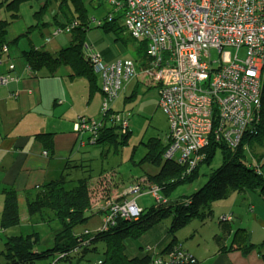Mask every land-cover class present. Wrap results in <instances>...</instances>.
<instances>
[{
	"label": "trees",
	"instance_id": "16d2710c",
	"mask_svg": "<svg viewBox=\"0 0 264 264\" xmlns=\"http://www.w3.org/2000/svg\"><path fill=\"white\" fill-rule=\"evenodd\" d=\"M2 1L6 4V10L10 11V20L0 18V63H6L7 60L8 68L12 71L16 68V58L10 54V47L17 42L19 37L11 40L8 39V28L9 24L20 16L21 4L26 0ZM48 1L51 0H47L45 6L35 12L36 16L41 18ZM107 3L109 7L104 19L105 24L103 25L102 20H98L97 27L101 28L103 25L102 27L105 31L117 33L123 27L122 25H124H118V23L123 18L122 15L125 12L121 9L117 10L110 0ZM59 13H62L66 19L65 21L57 18ZM58 14L55 22H58L61 26L55 30V33H72L71 44L56 52H51L44 47H31L23 50L22 57L25 58L28 69L34 72L46 70L53 75L59 67H69L72 71L71 77H84L87 79L89 92L92 95L97 86V71L95 63L84 54V47H91V49L101 56L105 64L116 63V61L122 58L107 62V59L104 58L103 54L94 44L88 41V33L91 30V19L88 17L87 9L82 5L81 0L61 1ZM39 23L46 24L44 21ZM26 35H28V32ZM49 39L50 37L46 40L48 41ZM133 40L135 39L133 38ZM135 52L134 60L136 61L137 68L144 70L149 67L151 57L148 52L147 42L140 41ZM118 54H120L119 50L116 58ZM7 75L19 77L8 73L6 75L2 74L0 78ZM121 92H123V89ZM105 98L104 94L103 104ZM115 100L113 99L111 102L112 107L110 106L106 111L102 110L100 112L99 119H93L95 121L99 120L101 123L95 129V132H91V135H98L97 145H106L108 143L113 146L115 143L118 146H125L129 142L132 131L123 128V125H119V129L112 125L113 116L119 113L113 107ZM257 113L259 115L258 121L248 129L239 146L231 147L224 141L216 142L214 140L203 150L204 159L198 161V165L194 168H189L185 164L178 165L170 160H164L163 151L165 145L162 143V139L150 138L146 143L148 152L144 156V161L151 162L159 167L157 173L147 175L148 181L150 180L152 183H155L162 192V194L158 192L160 199L156 198L157 204H155V207L150 212L143 209V212L138 217L128 219L118 214L115 215L116 217L114 216L115 218L110 219L109 222L107 220L108 223L106 219L112 212L104 208L103 211H100L104 214L103 225L98 230H90L87 235L83 232L80 234L79 229L92 216V213L89 212V210H92L89 208L91 207L89 206L90 186L86 181H81L85 178H81L78 180L77 186L66 189V175L69 174L68 169L71 168V165L68 164L66 166V173L64 172L59 179L42 185L39 194L33 200L28 201L30 215L39 214L43 216L45 210H51L56 214V219L60 222V228L54 231V240L48 242L46 247H41L43 238L39 231H33L27 235L8 236L3 250L0 251V264H42V261H46L55 252L66 253L64 257L66 258L71 251H94L97 249L98 243L102 244L104 251V259L99 264H156L155 262L158 259L162 260V264H169L172 255L176 252H184L186 256L183 260H178L171 264H202L194 254L182 248L181 240L175 235L176 230L184 227L194 218H200L202 221H205L214 212V202L227 199L234 193L258 192L264 199V175L261 171L262 167L255 165L254 161L248 159L247 154L243 151V144L246 142L244 139L248 140L247 142L254 141V144L264 145V69L262 104ZM88 120L91 119L87 118V122ZM44 135L42 133L39 134V136ZM217 146H221L222 149L221 166L212 170L203 185L198 186L189 194L173 198V192L179 187L184 185L191 186L198 181L201 176V165H210L212 163ZM253 153L254 155L257 154L256 152ZM4 195L0 228L7 229L19 225L21 215L17 191L13 188L5 189ZM123 200L124 197L120 200L118 198L115 199L117 203H122ZM72 204L77 205L72 206ZM165 207L172 210L173 213V223L170 228L172 240L161 244V251L155 247H149L152 253L146 252L140 255L129 256L126 252L128 243L126 239L136 238L155 225L162 218ZM46 222L50 223L51 221ZM80 238L84 239V243L77 245L81 241ZM220 239L222 237H218V240ZM86 240L87 242H85ZM51 242H53L52 245H50ZM231 243L232 245L237 244L238 248L243 252L258 247L251 242L248 232L246 233L242 229H237ZM78 246L81 247L78 249ZM259 246L263 248L264 242ZM60 249H64V251Z\"/></svg>",
	"mask_w": 264,
	"mask_h": 264
},
{
	"label": "built area",
	"instance_id": "2783aa9c",
	"mask_svg": "<svg viewBox=\"0 0 264 264\" xmlns=\"http://www.w3.org/2000/svg\"><path fill=\"white\" fill-rule=\"evenodd\" d=\"M121 9L127 32L146 41L151 64L144 73L160 84V107L169 119V144L164 157L189 168L204 159L203 150L214 140L236 147L259 119L264 69V0H110ZM111 18V17H110ZM246 49L245 59L239 57ZM217 49L216 65L209 51ZM84 54L102 74L106 98L103 110L112 107L123 87L122 80L137 76L133 58L105 64L91 47ZM2 76L3 83L18 80ZM114 121L129 123L116 113ZM99 120H77V132L91 135ZM140 188L135 189L138 192ZM157 196V190L154 191ZM115 203L106 222L115 215L141 214L136 201ZM115 216V217H114ZM107 222V223H108ZM184 252L172 255L170 263L183 260ZM156 264H162L158 259Z\"/></svg>",
	"mask_w": 264,
	"mask_h": 264
},
{
	"label": "rangeland",
	"instance_id": "374dc122",
	"mask_svg": "<svg viewBox=\"0 0 264 264\" xmlns=\"http://www.w3.org/2000/svg\"><path fill=\"white\" fill-rule=\"evenodd\" d=\"M46 0H26L21 4L20 16L13 20L9 24L8 39L19 37L15 44V48L27 47L31 41L34 44L42 45L48 50L63 49L68 47L72 41V33L61 32L56 34L55 30L61 25L55 22V18L59 12L60 2L63 0H51L48 1L47 6L42 14L41 18L35 15V12L45 6ZM71 1V0H70ZM122 1L124 0H117ZM82 5L87 9V15L91 19V30L88 33V41L92 42L94 46L103 54L104 58L115 57L120 51V57L117 59L135 58L136 50L138 48L139 40H133V37L126 31L123 24L124 19L121 18L118 25H122L121 30L117 33L107 32L102 27L105 24V17L107 15L109 4L108 0H81ZM4 1L0 0V18L10 20V11L6 10ZM75 14V12H73ZM123 17V16H122ZM61 21L66 19L62 13L57 17ZM98 20L103 21V25L97 27ZM41 21L46 24L39 23ZM28 32V35H26ZM50 37L47 41L46 39ZM118 38V39H117ZM58 50V51H59ZM22 51V49H20ZM210 58L218 64L220 54L217 49H211L209 51ZM239 57L245 59L246 49L242 48L239 52ZM67 67V66H62ZM144 70H137V76L129 79L122 80L123 92L114 101V109L122 115V118L129 123L128 129L131 132L130 139L127 145H97L92 143L89 138V134L85 135L87 138V145L80 151L78 157H74L71 162V168L68 169L66 189H71L77 186L78 180L89 184L90 190V202L89 210L92 216L89 221L79 229L80 234L83 232L85 235L89 234L90 230L95 231L101 228L104 222V208L112 211L114 207L115 199L119 200L124 197L134 201L139 208H144L147 212L155 207L156 198L160 199L159 195H155L154 191H160V188L148 181V174H155L159 171V167L148 161H144V156L148 152V146L146 143L150 138H160L165 147L168 146L169 141V119L162 108L159 106L160 98V84L158 87L157 80L153 74H146ZM96 88L91 95L87 82V112L85 116L90 118L89 124L93 123V119L100 118V112L103 104L104 94L101 90L103 84L102 74L96 73ZM138 83V85H137ZM126 90V91H125ZM128 94V95H127ZM128 101L125 102V98ZM83 110L82 112H84ZM81 115V114H80ZM78 119V116H77ZM112 125L119 129V125H123V122H114L112 119ZM124 128V126H123ZM122 128V130H123ZM127 129V130H128ZM166 141V144H165ZM243 145V151L247 154L248 159L253 158L261 161L264 156V145L254 144V141L247 142ZM80 144V143H79ZM253 152L257 154L254 155ZM164 157V156H163ZM77 163V164H74ZM222 164V149L221 146H217L216 154L210 165L203 164L200 167L201 176L198 181L191 186H181L175 190L172 197H178L184 194L191 193L192 190L200 185H203L212 170L218 168ZM260 165L264 172V160L260 162ZM261 169V170H262ZM87 185V184H86ZM140 188L138 192L135 189ZM42 189V188H41ZM41 191V190H40ZM39 194V193H38ZM261 196L256 193L248 192L246 195H242V199L246 201L244 206H224L220 203L214 205V213L211 217L202 221L200 218H194L184 227L176 230L175 235L181 240L182 248L198 252L201 255L203 261L209 256L214 247H217L218 237H226L227 226L230 224L233 227V221L231 218H222L223 215L230 214V211H234L235 217H240L243 220L244 225L251 223L252 235L260 241L264 238V227L261 224L255 222V217L250 213V209L246 207L247 202L249 204L259 202L253 200V198H260ZM262 198V197H261ZM34 199V198H33ZM263 200V199H262ZM77 204H72L75 206ZM77 207V206H76ZM79 208V207H77ZM1 213V212H0ZM21 218L22 224L17 227H10L4 229V234L0 232V251L3 250L5 240L8 236L12 235H25L26 229L39 231L42 235L43 242L41 247H46L48 242L53 241L54 231L60 228V222L56 219V214L51 210H45L44 215L35 214L32 216L33 222L29 221L31 216L28 211V204L26 203V197L23 196L21 200ZM239 213L242 216H239ZM256 219H260L263 216L256 212ZM227 219V220H226ZM38 221V224L36 221ZM238 223V220L235 219ZM46 221H51L46 222ZM173 223V213L169 208L164 209L162 218L147 231L143 232L136 238H127V254L129 256H135L144 254L146 252L152 253L149 247L162 250L161 244L170 242L172 235L170 228ZM78 231V232H79ZM88 232V233H87ZM79 243H84V239L80 238ZM253 240V239H252ZM87 242V240L85 241ZM51 242L50 245H52ZM215 244V245H214ZM81 246H78V249ZM165 247V246H164ZM186 247V248H185ZM161 248V249H160ZM64 251V249H60ZM153 250V249H152ZM68 257L66 253L55 252L46 261H42V264H99L104 259V251L102 244L98 243V247L94 251L76 250L75 252H69ZM63 255V256H62ZM203 264V262L199 259ZM216 260L211 263L214 264ZM207 262L206 264H211Z\"/></svg>",
	"mask_w": 264,
	"mask_h": 264
},
{
	"label": "crops",
	"instance_id": "0c3cea01",
	"mask_svg": "<svg viewBox=\"0 0 264 264\" xmlns=\"http://www.w3.org/2000/svg\"><path fill=\"white\" fill-rule=\"evenodd\" d=\"M31 47L43 46L31 41L27 49ZM24 49L26 47L15 48V45L10 47V54L16 58L14 70H9L7 60L6 63H0V76L8 73L19 76L18 80L8 83H3L0 78V212L2 213L4 206V190L13 188L18 193L20 215L23 196L26 197L28 204V201L33 200L39 193L42 185L57 180L64 172L66 173V166L71 164L72 159L78 157L80 151L87 145L81 144L76 127L77 116L78 118L85 116L87 112L85 110L87 103L84 102L87 98V79L71 77L72 71L69 67H59L53 75L46 70L30 71L25 58L22 57ZM58 50L54 48L49 51ZM106 59L107 62H112L116 56H109ZM127 95L125 102L131 96ZM83 110L85 111L82 112ZM40 133L46 135L39 136ZM45 151L47 154H44ZM262 160L264 156L260 162ZM253 161L255 165H260L259 159L254 157ZM261 171L263 172V169ZM247 193H234L227 199L216 201L213 210L214 205L218 203L224 206L245 207L246 201L242 199V195ZM251 193L260 196L258 192ZM258 199L261 200L256 203L247 202L246 207L255 217V222L264 227V199L253 198L256 201ZM230 212L222 218H231L234 226L231 227L230 224L227 226L226 237L218 240L217 245L214 244L217 247L213 248L206 260L203 261L196 251H192V254L203 264L214 260H216L214 264H264V247L259 246L264 242V238L261 241L255 238L252 235L251 223L244 225L243 220H240L242 218L235 217L234 211ZM256 212L263 217L256 219ZM30 216L29 221L33 222L34 215ZM239 216L242 214L239 213ZM22 220L21 218L18 226L22 224ZM36 223L38 224V221ZM237 229L248 232L251 242L258 247L243 252L237 244L232 245L231 240ZM0 230L4 234L5 230L2 228ZM33 231L27 228L25 235Z\"/></svg>",
	"mask_w": 264,
	"mask_h": 264
},
{
	"label": "clouds",
	"instance_id": "9594fccd",
	"mask_svg": "<svg viewBox=\"0 0 264 264\" xmlns=\"http://www.w3.org/2000/svg\"><path fill=\"white\" fill-rule=\"evenodd\" d=\"M126 31H127V30H126ZM77 120H78V119H77ZM128 127H129V126H128ZM128 127H127V129H128ZM77 134L79 135L78 132H77ZM85 135H87V134H85ZM79 137H81V144H82V145L87 144L88 140H84V135H83V136L79 135ZM89 140H90V139H89ZM97 140H98V139H97ZM97 140L94 141V142H92V141H91V142L96 144ZM167 140L169 141V136H168ZM165 144H166V141H165ZM165 149H166V147L164 148L163 156H164V154H165ZM44 154H47V151H45ZM163 158H164V160L168 161L165 157H163ZM134 200L136 201V198H135ZM124 201H128V199H124L122 202H124ZM115 202H116V201H115ZM138 207H139V206H138ZM140 209H142L141 212H143V209H144V208H140ZM225 218H226V217H225ZM225 218H223V219H225ZM128 219H131V218H128ZM62 256H63V255H62Z\"/></svg>",
	"mask_w": 264,
	"mask_h": 264
}]
</instances>
